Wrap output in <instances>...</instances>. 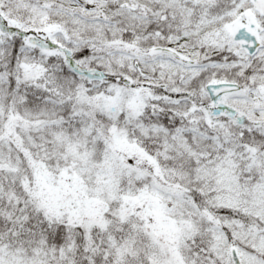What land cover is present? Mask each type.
Here are the masks:
<instances>
[{"label":"snow or ice","instance_id":"obj_1","mask_svg":"<svg viewBox=\"0 0 264 264\" xmlns=\"http://www.w3.org/2000/svg\"><path fill=\"white\" fill-rule=\"evenodd\" d=\"M0 264H264V0H0Z\"/></svg>","mask_w":264,"mask_h":264}]
</instances>
